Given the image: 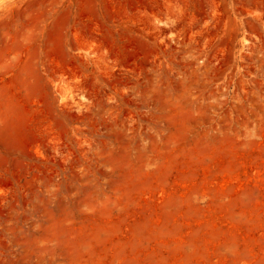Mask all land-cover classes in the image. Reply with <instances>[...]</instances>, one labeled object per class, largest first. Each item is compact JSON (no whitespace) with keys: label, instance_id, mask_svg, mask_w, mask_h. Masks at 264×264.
<instances>
[{"label":"rangeland","instance_id":"1","mask_svg":"<svg viewBox=\"0 0 264 264\" xmlns=\"http://www.w3.org/2000/svg\"><path fill=\"white\" fill-rule=\"evenodd\" d=\"M263 260L264 0H0V264Z\"/></svg>","mask_w":264,"mask_h":264},{"label":"bare ground","instance_id":"2","mask_svg":"<svg viewBox=\"0 0 264 264\" xmlns=\"http://www.w3.org/2000/svg\"><path fill=\"white\" fill-rule=\"evenodd\" d=\"M249 257H250L251 259H257V256H256V254H255L253 251H250ZM263 261H264V260H263Z\"/></svg>","mask_w":264,"mask_h":264}]
</instances>
